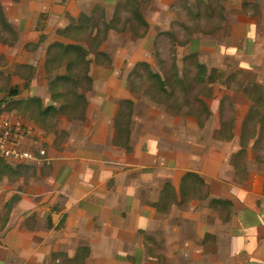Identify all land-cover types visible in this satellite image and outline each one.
Segmentation results:
<instances>
[{"label": "crops", "instance_id": "0c3cea01", "mask_svg": "<svg viewBox=\"0 0 264 264\" xmlns=\"http://www.w3.org/2000/svg\"><path fill=\"white\" fill-rule=\"evenodd\" d=\"M190 1L145 0L147 28L133 37L122 24L134 19L116 16L123 0H0L10 35L0 45L5 70L36 71L33 94L43 107L54 105L46 82L38 84L47 50L72 43L58 31L97 8L106 23H122L99 48L110 64L90 55L83 118L59 115L50 133L36 127L47 134L50 162L25 165L0 181L6 203L0 264H75L81 248L84 264H264V123L260 129L250 122L251 103L242 92L214 86L210 97L201 96L209 111L201 125L188 109L174 115L149 103L130 114L127 129L115 127L120 103L136 104L128 74L139 62L152 63L155 39L168 30L174 9ZM261 2L236 0L240 14L227 39L209 45L194 39L188 51L200 49L208 72L224 70L230 58L236 70L259 73L264 83ZM243 4L257 9L243 12ZM187 173L202 179L207 196L179 206Z\"/></svg>", "mask_w": 264, "mask_h": 264}, {"label": "trees", "instance_id": "16d2710c", "mask_svg": "<svg viewBox=\"0 0 264 264\" xmlns=\"http://www.w3.org/2000/svg\"><path fill=\"white\" fill-rule=\"evenodd\" d=\"M127 2H129V0H126L125 3ZM97 10H100L104 15L102 9L97 8L96 11ZM135 12V8L130 10L131 14H135ZM103 15L99 20L94 18V13L89 16L80 15L76 24L71 23L64 29L58 31V34L61 37L69 40L72 43L67 45L53 43L49 46L45 60V72L49 74L55 73L48 83L50 100L52 103H54V105L50 104L46 107H43L42 102L38 98L34 97L29 100L30 103L36 106L37 116L41 119L50 116L57 118L59 115H66L69 119L83 118L86 108L85 94L91 85V78L88 75L90 64L93 61L95 63H103L106 65L110 64L109 57L106 54L100 52L99 48L106 38L107 31L114 26L113 23H106ZM132 18H134L137 26H141L144 29L147 28L146 22L141 17V15L133 16ZM0 24L4 29L8 28L4 22L1 12ZM122 26L124 27L125 25ZM193 43L194 40L191 39L189 41V48L193 46ZM188 54L193 57L194 67L197 69L195 77L192 80H184L182 77H179L175 66L172 67V70L170 71L171 73L164 71L163 75L153 72L150 66L145 62L137 63L132 70V74L136 73L137 69L143 68L144 72H146L148 75L149 81H152V83L155 85L157 94L161 96L162 103L170 109L172 114H181L183 108L186 107L188 109V113L194 114L201 125L207 119L209 111L200 97H210L214 86L224 87L222 84H220L224 70H211L208 72L200 61V56L197 55L195 50H189ZM90 55L93 56V61L90 59ZM154 56L155 58L159 57L157 52ZM62 69L63 73H61ZM80 73H82V76H80ZM81 83L87 84L86 89L81 90ZM195 84L201 88L197 94H194L193 96L192 88ZM128 86L132 91L133 89L131 88V83L129 81ZM248 86L252 88L255 96L251 95ZM248 86L240 85V87H238L239 89H232L231 87L224 88L231 91L242 92L247 97L251 103L249 114L250 122H259L261 129L263 128L264 123V111H259L256 106L263 103L262 95H264V86H260L257 83H250ZM176 87L180 89V92L183 93V96L180 99L177 98L178 96L176 97V94L173 91V89ZM12 95H16L15 90L12 92ZM191 95L193 96L192 98L190 97ZM131 103V101H123L120 103V110L115 120V127L118 130L123 128L127 129L129 127L130 114L127 115V113H124L122 106L123 104L130 105ZM8 106L10 109L14 110V107L10 102ZM127 116L128 119H126ZM227 138L230 137L228 136ZM244 154L245 146H243L242 149L237 152L235 157L239 158ZM21 167L26 168L28 166L18 165L16 167H12L0 161V179L4 176L11 177L16 175L18 169ZM204 186L205 185L202 179L197 175L193 173L185 174L182 177L179 187V206L185 204L186 201L201 198L204 194L207 196V193L204 192ZM215 202L221 203L220 201ZM86 256L87 249L81 248L75 256V264H84Z\"/></svg>", "mask_w": 264, "mask_h": 264}, {"label": "rangeland", "instance_id": "374dc122", "mask_svg": "<svg viewBox=\"0 0 264 264\" xmlns=\"http://www.w3.org/2000/svg\"><path fill=\"white\" fill-rule=\"evenodd\" d=\"M144 1L129 0L127 4L125 3L126 0H123L122 4H120L115 10L116 16L118 15L119 18H121L129 15L128 17L131 19H134L132 17L137 15L143 17L147 8ZM235 1L236 0H192L181 4L180 7L174 9L175 18L170 23L168 30L159 33V36L155 39L152 49L153 61L151 64H148L151 70L160 74H163L164 71L171 73L170 71L172 70V67L175 66L179 77H182L184 80L194 79L197 69L194 67L193 57L188 54L190 45L189 41L191 39H196L202 45L224 42L230 35L232 24L240 14V10L236 7ZM261 4L264 6V0H262ZM132 8L136 9L135 14L130 13ZM251 8L253 10L257 9L256 5L251 7L245 4L242 5L243 12L250 10ZM102 15L103 14L100 10L94 12V18L98 20ZM110 23H113L114 27H118L122 24L121 20L119 23L115 20ZM122 25H125L124 27L128 26L132 31L133 37L141 36L142 31L145 30L141 26H137L136 22H132L131 25V23L127 24L125 21ZM8 34V31L0 24V45L10 41V35ZM198 51L200 52V49ZM156 52L159 55L158 58H155L154 56ZM199 52H197L198 56H200ZM207 55L208 54H206V56ZM207 57L209 60L208 62L212 64L213 61H211L212 59L210 56ZM4 60H6L5 56L0 49V95L6 97L10 101L14 110L23 120L33 123L36 125L35 127L47 129L48 133L55 131L58 117L54 118L53 116H50L41 119L37 116L36 106L29 102L31 98L36 97L33 94L35 88L32 87L33 84H36V71H33L31 67L24 65L12 66L5 70L7 63ZM236 67V62L230 60V58L226 60L220 84L226 88L231 87L232 89H239L238 87H240V85L248 86L250 83L259 84V73L239 72L236 70ZM53 74L43 71L40 75V82L38 83L41 84L42 82H46V86L44 87H46L45 89L49 95L48 83ZM80 76H82V73H80ZM127 80L131 83V88L133 89L132 93H134L136 98V104L134 105L133 102L130 105L123 104L122 109L124 113H127V115L141 113L144 110H148L150 104L164 106V108L170 112V109L162 103L161 96L157 94L155 85L152 81H149L148 75L144 72L143 68L137 69L136 73L133 74L131 71L128 74ZM259 85L264 86V83ZM80 86L81 90H84L86 89L87 84L81 83ZM248 87L251 95L255 96L252 88L250 86ZM200 88L201 87L196 84L193 85L192 95L194 96V94H197ZM14 90L16 91V95H12ZM173 91L175 92L176 97L178 96L177 98L180 99L183 96V93L180 92V89L177 87L173 89ZM192 95L190 96L191 98L193 97ZM262 97L263 103L256 106L261 112L264 111V95H262ZM186 109V107L183 108V110ZM126 119H128V116ZM46 135L47 134H43L45 139ZM44 145L48 147V143H45ZM23 171L25 172L26 170ZM2 178L0 181H2Z\"/></svg>", "mask_w": 264, "mask_h": 264}, {"label": "built area", "instance_id": "2783aa9c", "mask_svg": "<svg viewBox=\"0 0 264 264\" xmlns=\"http://www.w3.org/2000/svg\"><path fill=\"white\" fill-rule=\"evenodd\" d=\"M9 100L0 95V161L10 166H43L50 162L46 139L32 123L23 120ZM0 188V211L5 206Z\"/></svg>", "mask_w": 264, "mask_h": 264}]
</instances>
